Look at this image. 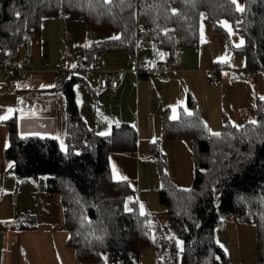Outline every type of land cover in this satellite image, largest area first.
<instances>
[{
  "label": "trees",
  "instance_id": "trees-1",
  "mask_svg": "<svg viewBox=\"0 0 264 264\" xmlns=\"http://www.w3.org/2000/svg\"><path fill=\"white\" fill-rule=\"evenodd\" d=\"M203 18L234 55L244 58L246 70H264V0H244L242 10L232 0H0V49L18 61L19 49L29 50L42 22L60 19L80 22L90 43L74 48L73 68L91 67L99 53L133 59L137 26L144 29L139 38L173 57L179 43L197 49ZM224 21L241 39L239 47L230 44ZM99 32L116 37L94 42ZM79 80L70 77L60 87L66 101V149L61 151L54 138H20L11 120L5 159L19 178L48 177L46 190L58 198L66 244L80 264H105L107 255L118 264H139L147 248L155 250V264H229L216 233L231 216L253 225L256 264H264V100L256 102L253 121L225 123L218 134L210 133L190 99L193 114L177 120L164 114L161 141H190L194 173L190 188L176 187L165 171L160 142L149 145L159 168L162 223L140 212L129 182L112 176L111 154L134 153L136 131L121 125L100 136L88 129L74 96Z\"/></svg>",
  "mask_w": 264,
  "mask_h": 264
},
{
  "label": "crops",
  "instance_id": "crops-1",
  "mask_svg": "<svg viewBox=\"0 0 264 264\" xmlns=\"http://www.w3.org/2000/svg\"><path fill=\"white\" fill-rule=\"evenodd\" d=\"M56 20L60 19H49L42 22L41 33L35 36L38 40L36 45L39 46V49L33 48L31 42L29 50H26L24 46L19 49L18 60L22 57L29 58L37 71L25 80L10 76L5 83L0 84V264H80L73 249L66 244L68 235L61 233L63 230L61 218L58 222L47 220L45 223L37 224L38 226L31 223L37 217L35 206H32L33 197L37 193L33 190L32 185L25 181L27 179L19 178L11 173V163L5 159V151L8 148V122L11 120H15L20 138H54L61 151L66 149L65 95L60 89L61 84L55 80L54 75L49 71L42 70V65L45 62L51 64L55 62L64 63L66 59L63 56L64 53H59V51L51 56L50 50L45 47V43L41 40L45 26L53 29V33L59 32V30L60 34L63 33L65 30L64 23H59L62 21ZM86 46L87 44L84 47ZM77 47L82 46H75L74 48ZM74 48L70 50L74 55L75 62L69 67H73L74 63L75 67L77 65ZM152 48L153 50H150L147 47L141 50L139 54L140 56L142 54L143 57H141L153 67L162 64L171 57L157 50L154 45ZM44 50H47V54L43 53ZM183 54L184 52L175 57L178 69L171 74V80L168 82L162 83L153 75H142L137 78L134 73L127 72L125 80L119 83L115 91L108 90L100 93L95 87V74H85L84 76H77L81 79L78 82L82 83H75L77 89H74L75 85L73 87L78 112L86 126L90 130L92 129L91 131L95 134L107 136L121 125H128L136 131V151L134 153H112L110 161L113 178L115 180H126L130 183L133 196L139 203L138 207L141 213V205L144 203L142 191L149 188L145 186L147 184L143 185L141 183L143 176L146 177L148 172L144 166L141 173L143 157L141 158L138 155L139 144L143 141L148 145L157 137L148 140L145 135L160 134V122L161 118L163 119V114L169 112L170 118L175 119L174 112L177 103L185 100L188 107V99L191 101L193 99L199 106L200 100L195 98L193 93L210 101L211 99L207 95L218 92L216 99L219 103L223 100L221 75L210 82L207 81L206 78L200 76L201 72L207 76L205 71L207 65L198 68L200 65L199 55L197 56L198 67H191L190 62L185 60ZM31 55L35 56L31 57ZM51 58L53 60H50ZM99 60L102 61L99 65L108 70H129L127 68L130 57L127 54L103 55ZM12 61L16 62L17 60ZM94 64L96 63L93 57L91 65ZM181 66H183V69ZM87 75L90 76L87 77ZM134 76L137 82H135ZM231 79L233 80L234 76ZM239 80L246 85L242 88L244 91L239 92L233 100L236 104H238L239 98L250 101V110L244 106L239 105L241 109L237 106L239 109L234 114V120L239 118L240 122L234 123L235 126H241L252 121L256 102L264 100V70H253L247 80L243 79V75ZM220 81L221 83H219ZM80 84H82V87L79 86ZM152 92L160 94V102L150 109L148 108V101ZM194 101L192 102L194 103ZM134 105H136L135 107L139 113L135 112ZM190 108L193 107L190 106ZM199 112L201 120L209 131L211 129L219 130L224 123L228 122L227 119L221 117L223 105L217 118L205 119L200 110ZM174 142L176 141H160L159 146L162 154L166 156L167 152L165 154V151L170 147L169 144ZM146 158L148 160L153 158L150 146ZM147 183H150V181L147 180ZM47 204L48 201L45 205ZM44 209L45 212L50 211L51 206H46ZM161 213H164V211H161ZM144 250L141 253V260L146 258L143 257Z\"/></svg>",
  "mask_w": 264,
  "mask_h": 264
},
{
  "label": "rangeland",
  "instance_id": "rangeland-1",
  "mask_svg": "<svg viewBox=\"0 0 264 264\" xmlns=\"http://www.w3.org/2000/svg\"><path fill=\"white\" fill-rule=\"evenodd\" d=\"M235 6L237 9L239 7V9L242 10L244 7V0H236ZM56 21H62L59 23H64L63 25L65 30L63 31V33L60 34V30L59 32L53 33V29H50L47 26H45L44 35L43 36L41 35V40L43 41V43H45L46 45L45 47L50 50L51 56H54V53L57 51H59V53H64L63 56H65L66 59L63 65L67 69L69 68L72 69L73 67H69V66H71L75 61H74V55L72 54L70 49L74 48L75 46L84 47L85 44H87L88 47L90 43L89 40L85 37V33L83 32L80 22L69 21V20H56ZM222 26L230 33V44L235 48L239 47L242 44V41L239 38V36L234 34L230 30L229 24L227 22L225 21L222 22ZM115 35L116 34L112 32H99L94 35L93 40L94 42H102L104 40L115 37ZM199 36L200 37H199L198 49L190 48L183 50L184 52L183 56L185 60L187 62H190L191 67L193 66L198 67L197 56L199 55L200 65L198 68L207 65L205 67V71L208 72V70L213 65L221 64L224 67H226L228 71H223L222 73H218L216 76L217 78L219 75H221L220 77L223 83V86H221V94L223 95V100L221 103H219L218 100L216 99L218 92H214L211 95H207L208 97H210L211 99L210 101L203 99V97H198L196 93H193V96H195V98H199L200 100V102L198 103L199 106L197 105V102H195L193 99L192 101H194L195 108L201 111L205 119H210V118L213 119L215 117L217 118L221 111V106L223 105V112L221 113V117L227 119L231 125H236L237 124L236 122H240V121L239 118L237 119L235 118L234 120V114L238 112V109L240 108L239 105L244 106L246 109H249L250 101H244L239 98L238 104H236L233 99L234 97L238 96L239 92L244 91L242 88L246 84L239 80L241 75H245V73H248V75L250 76L252 74V71L246 70L244 68V64H245L244 58L240 55H234L229 50L228 46L225 45V42L220 36V34L214 33L211 30L209 23L204 18L200 22ZM64 37L65 40H69L70 43L69 42L66 43L64 41ZM30 42L33 48L39 49V46L36 45V42L38 43L37 37L33 36L30 39ZM59 47H61L62 49H60ZM152 47L153 45H151L150 43L148 49L153 50ZM46 51L47 50H44L43 53L47 54ZM103 55H111V54L110 53L96 54L94 56V62L96 64H100V62L102 61L99 60V58ZM33 56L35 55H31V57ZM147 58L148 60H150L149 57ZM22 59H26V58L22 57ZM50 60L53 59L51 58ZM132 60L133 59L130 58L129 61L131 62ZM181 67L183 69V66ZM127 70H128L127 72L130 73L133 70V67L129 65ZM85 74H91V73H85ZM85 74H80V71H78L77 74H74L71 77H77V76L80 77L82 75L84 76ZM88 76L90 75H87V77ZM94 76L96 78L97 75ZM200 76L206 78V80L209 82L211 81L209 77L204 75L202 72ZM232 76H234L233 80L231 79ZM134 80H136V77L134 78ZM221 81L219 83H221ZM78 83H82V82H78ZM79 86L82 87V84H80ZM74 89H77V85H75ZM159 100H160V94L158 92H152L151 98L148 101V108L150 109L154 108V106L160 102ZM187 105L185 100L175 105V112H174L175 119L170 118L169 112H166L164 114H166V116L171 120H177L181 114L189 115V113L191 114L195 111V109L190 108V105L188 107ZM135 106L136 105H134L135 112L139 113V111H137ZM179 107H182L183 109ZM162 122L163 119L161 118L160 134L145 135L148 140L155 139V136H157L156 139L151 143L156 141L159 142L161 141L160 137L162 133ZM87 128L90 129L89 127ZM220 129L221 127L219 128V130L211 129L210 133L218 134ZM150 144L146 145L143 141H141V143L139 144L138 155L141 158L143 157V160L141 162V173L144 166L146 167V170L148 172L146 177L143 176L141 183L143 185L147 184L145 186L149 188L148 190L142 191V198L144 200V203L143 205H141V211L143 214L156 215L159 218L160 222L166 223L165 214L161 213V211H165V208L159 202V195L157 191L161 188V182L159 178V168L153 158L151 160H148L146 158V156L148 155V147ZM169 145L170 147L165 151V154L167 152L166 154L167 166L165 168V171L173 179L172 181L176 187L188 189L192 186L193 173H194L193 158H192V150H193L192 143L190 141H176ZM47 179H48L47 176H41L36 181L34 180L31 181L30 179L25 180L28 183H30V185H32L33 190L37 193L36 196L33 197V201H32V206L33 207L35 206V214L37 215V217L34 218L33 221H31V223L36 226H38L37 224L39 225L42 224V222L43 223L47 222V220H51V221L54 220L57 222L59 221L60 218L62 220L61 207L59 205L57 196L53 194H49L46 190ZM147 180L150 181V183H147ZM146 191H150V192H146ZM47 201L48 204L45 205ZM46 206H51V210L50 211L47 210V212H45L44 208H46ZM61 233L63 235L67 234L64 230H62ZM216 238L218 244L225 251V254L227 255V258L229 260V264H256L255 229L252 224L242 223L238 220L236 216L228 217L224 223V226L217 230ZM144 256L146 258H143V260H141V255H140L139 264H155L156 261L155 250L153 248L145 249L143 252V257ZM105 261H106L105 264H118L117 261L111 255H107L105 257Z\"/></svg>",
  "mask_w": 264,
  "mask_h": 264
},
{
  "label": "built area",
  "instance_id": "built-area-1",
  "mask_svg": "<svg viewBox=\"0 0 264 264\" xmlns=\"http://www.w3.org/2000/svg\"><path fill=\"white\" fill-rule=\"evenodd\" d=\"M143 30V27L137 26L135 57L129 63V65L133 67L131 72L134 73L137 78L142 75H153L158 81L162 83L170 81L171 74L176 69H178L176 66L177 61L175 57L179 56L183 52L185 49L184 44H177L175 46L173 57H169L162 64L153 67L139 54L141 50L146 49L149 45L148 39L138 37V34L142 33ZM42 70L51 72L54 75L55 80L61 85L67 82L71 76L77 74L78 71H80V74H95L98 76L95 78V87L100 93L106 92L108 90L115 91L118 88L119 83L123 82L127 75V71L108 70L104 69L99 64H94L90 68L67 69L62 62H56L52 64L45 62L42 65ZM36 71L37 69L32 65V62L28 58L18 60L17 62L13 63L9 55L0 49V84L5 83L10 76H16L20 80H25L29 77V75L35 73ZM223 71L228 70L226 67L216 64L208 70L207 76L210 80H214L217 74L222 73ZM248 78V73H245V75H243V79L247 80ZM135 82H137V79Z\"/></svg>",
  "mask_w": 264,
  "mask_h": 264
},
{
  "label": "snow or ice",
  "instance_id": "snow-or-ice-1",
  "mask_svg": "<svg viewBox=\"0 0 264 264\" xmlns=\"http://www.w3.org/2000/svg\"><path fill=\"white\" fill-rule=\"evenodd\" d=\"M232 2L233 3H236V0H232ZM238 10H241V9H239V7H238ZM73 67H75V65H73ZM190 114V113H189Z\"/></svg>",
  "mask_w": 264,
  "mask_h": 264
},
{
  "label": "water",
  "instance_id": "water-1",
  "mask_svg": "<svg viewBox=\"0 0 264 264\" xmlns=\"http://www.w3.org/2000/svg\"><path fill=\"white\" fill-rule=\"evenodd\" d=\"M120 127H117V129H119Z\"/></svg>",
  "mask_w": 264,
  "mask_h": 264
}]
</instances>
